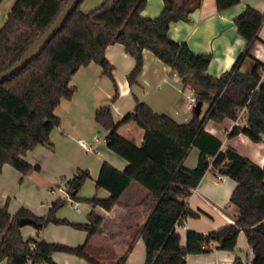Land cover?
Masks as SVG:
<instances>
[{"label": "trees", "instance_id": "obj_1", "mask_svg": "<svg viewBox=\"0 0 264 264\" xmlns=\"http://www.w3.org/2000/svg\"><path fill=\"white\" fill-rule=\"evenodd\" d=\"M4 0H0V5ZM68 0H14L0 27V73L14 65L56 20ZM79 0L61 29L45 48L22 69L0 82V172L8 164L22 174L32 167L23 156L38 145L49 144V134L60 124L54 111L62 99H71L75 88L69 85L74 73L93 62L101 66L103 74L115 85L112 66L105 58L108 45L119 43L135 59V67L128 76L130 86L143 67V50L151 51L177 74L184 88H191L196 102L208 109L203 117L193 114L185 124H177L166 116L155 114L143 101L136 100L134 109L118 124L113 122L109 106L95 112L96 122L108 130L106 145L128 162L123 171L104 162L96 179V189L109 192V198L96 197L85 202L110 210L132 181L148 191L147 199L155 206L141 230L145 243V264H187V255L208 253L210 244L232 251L242 230L254 254L251 264H264V167L259 168L232 149H221V142L204 130L206 120L221 122L237 119L238 110L245 107L247 127H234L230 137L245 134L252 142L264 135V82L262 64L254 62L248 73L239 71V64L257 40L264 21V13L246 7L234 24L238 34L246 40V48L228 73L218 78L205 72L210 54L193 53L186 43H178L168 35L171 23L186 21L189 13L202 0H163L160 14L143 17L146 0H103L95 9L84 13ZM240 0H215L217 11L229 9ZM115 97L112 99L114 100ZM132 122L143 131V142L136 146L117 133L119 126ZM199 150L196 168L183 165L191 147ZM230 162L229 166L224 163ZM212 166L218 173L236 182L230 203L236 206L233 225L209 234L188 232L186 245L181 247L175 226L186 217L197 216L186 200ZM89 178L88 171L78 170L66 179L67 194L73 199ZM66 199L54 201L46 216L36 217L21 208L11 215L6 206L0 208V263L55 264L54 252H65L100 264L85 253L84 246L67 247L44 240L24 239L19 220H34L37 231L49 223L65 224L56 212ZM87 223L73 225L95 234L101 219L94 213ZM120 261L118 264H121ZM233 264H243L239 258Z\"/></svg>", "mask_w": 264, "mask_h": 264}, {"label": "crops", "instance_id": "obj_2", "mask_svg": "<svg viewBox=\"0 0 264 264\" xmlns=\"http://www.w3.org/2000/svg\"><path fill=\"white\" fill-rule=\"evenodd\" d=\"M102 1L83 0L80 9L87 13ZM174 1L181 3L183 0ZM13 2L4 0L0 5V27ZM248 6L264 13V0H240L235 6L220 12L216 9L215 0H202L201 5L189 13L186 21L170 24L168 35L178 43H186L193 53L210 54L211 60L205 73L218 78L231 71L246 48V40L238 34L234 20ZM162 8L163 0H146L140 15L154 18ZM105 58L113 68L116 88L96 63L91 62L74 73L69 85L75 88V92L71 99H62L55 109L54 114L60 119V124L50 132L49 144L38 145L23 156L27 163L39 170L22 174L8 164L3 165L0 172V208L6 206L11 215L24 208L36 217H43L54 201L66 199V204L56 212V217L65 220V224L49 223L39 231L32 226H23V238L67 247L84 246L85 253L100 264H118L120 261L121 264H145L146 248L141 230L155 202L147 199L148 191L135 181L129 184L110 210L85 202L94 197L99 200L109 198L107 190L96 189L95 186L104 162L119 171H123L128 162L109 149L106 140L96 145L98 153L86 152L77 140L90 142L94 135L106 139L108 130L96 122V110L109 106L113 122L118 124L134 109L136 100L143 101L155 114L166 116L177 124L188 123L193 118V112L187 109V103L194 92L189 87L184 88L177 74L149 50H143V67L132 86L128 83V76L135 67V59L125 52L124 47L119 43L108 45ZM254 62L262 64L261 81L264 82V21L249 54L241 60L239 71L250 72ZM207 109L208 104H204L200 117ZM237 126V121L228 118L218 123L206 120L204 130L221 142L222 150L232 149L255 166L263 168L264 135L258 143L252 142L243 133L230 137L229 133ZM117 133L136 146L143 142V131L132 122L119 126ZM198 158L199 150L193 146L183 165L194 169ZM78 170L88 171L89 178L71 199L66 191H58L57 188L62 179H69ZM217 174L220 179H217ZM235 187L236 182L232 178L218 173L212 166L205 171L186 200L197 216H188L175 226L181 247L186 245L188 232L206 235L235 223L237 208L230 203ZM90 213L97 215L101 224L98 231L88 238L85 230L73 225L87 223ZM215 245L210 244L208 253L187 255L186 263L233 264L239 258L243 264H251L254 259L242 230L232 251L218 249ZM52 259L55 264H92L65 252H54ZM0 264H6V260Z\"/></svg>", "mask_w": 264, "mask_h": 264}, {"label": "water", "instance_id": "obj_3", "mask_svg": "<svg viewBox=\"0 0 264 264\" xmlns=\"http://www.w3.org/2000/svg\"><path fill=\"white\" fill-rule=\"evenodd\" d=\"M78 2L79 0L67 1L54 23L37 40H35L31 44V46L27 49L24 55L14 65L0 73V82L8 79L17 71L22 69L29 61L35 58L45 48L46 44L51 40V38L61 29L70 13L76 8ZM201 106V102L197 101L193 110L194 115H200ZM230 164V162H226L224 163V166H229ZM19 225L21 227L32 226L34 225V220L29 218H21L19 220Z\"/></svg>", "mask_w": 264, "mask_h": 264}, {"label": "built area", "instance_id": "obj_4", "mask_svg": "<svg viewBox=\"0 0 264 264\" xmlns=\"http://www.w3.org/2000/svg\"><path fill=\"white\" fill-rule=\"evenodd\" d=\"M196 104V98L195 96L191 97L187 103V109L192 111L194 110ZM237 121L238 125L240 127H247V123H246V110L245 107L240 108L238 110V114H237V119L235 120ZM105 137L104 138H100L98 135H94L92 140L90 142L85 141L83 139H78L77 143L79 144V146H81L86 152H90V153H98L97 149H96V145L101 142V141H105ZM221 176L219 174H217V179H220ZM58 191H63V192H67V184H66V179H62L60 181V184L57 188ZM54 193V191H52ZM68 195V194H67Z\"/></svg>", "mask_w": 264, "mask_h": 264}]
</instances>
